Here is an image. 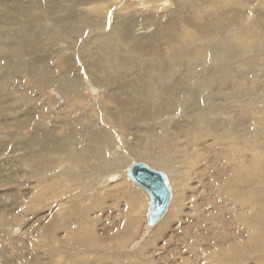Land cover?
Here are the masks:
<instances>
[{"label": "rangeland", "instance_id": "obj_1", "mask_svg": "<svg viewBox=\"0 0 264 264\" xmlns=\"http://www.w3.org/2000/svg\"><path fill=\"white\" fill-rule=\"evenodd\" d=\"M262 11L0 0V264H264ZM133 162L181 181L150 230Z\"/></svg>", "mask_w": 264, "mask_h": 264}, {"label": "water", "instance_id": "obj_2", "mask_svg": "<svg viewBox=\"0 0 264 264\" xmlns=\"http://www.w3.org/2000/svg\"><path fill=\"white\" fill-rule=\"evenodd\" d=\"M126 176L132 184H137L149 197L146 227L148 230L157 226L166 216L172 200V190L167 178L162 172L156 171L146 163L133 162ZM119 176L113 175L110 181H116Z\"/></svg>", "mask_w": 264, "mask_h": 264}, {"label": "bare ground", "instance_id": "obj_3", "mask_svg": "<svg viewBox=\"0 0 264 264\" xmlns=\"http://www.w3.org/2000/svg\"><path fill=\"white\" fill-rule=\"evenodd\" d=\"M206 1V0H205ZM94 2V1H93ZM102 2H106V0H102ZM250 2V1H249ZM45 3V2H44ZM95 3H97V2H95ZM95 3H93V4H95ZM165 5L166 4H162L160 7H165ZM121 7V6H120ZM227 8V7H226ZM224 10V9H223ZM251 10V9H250ZM101 9H100V7L99 8H95L92 12L93 13H95L96 15H94L93 14V16L94 17H97V16H99L98 14H101ZM249 11V10H248ZM91 12V11H90ZM92 12H91V14H92ZM103 12V11H102ZM167 12V11H166ZM252 12V11H251ZM119 13V12H118ZM261 13V16H263V18L262 19H264V11H262V12H260ZM121 14V13H120ZM167 14V13H166ZM178 13L177 12H174L172 15H171V13H168L167 14V16H168V18H169V20L171 21V22H169V24L168 25H171L170 23H175V19H177V17H175L176 15H177ZM235 14V13H234ZM253 14V13H252ZM256 14V13H255ZM259 14V13H258ZM258 14H256V15H258ZM153 16V15H152ZM234 17V16H233ZM257 17V16H256ZM160 17L158 16V18H157V20L159 19ZM239 17H236V18H234V21H236L237 19H238ZM256 21H258V20H256ZM258 23V22H257ZM262 25H264V23H262ZM241 30V29H240ZM177 34V33H176ZM158 54V53H157ZM99 108V107H98ZM99 110V109H98ZM134 117V116H133ZM113 132V131H112ZM53 133V132H52ZM70 134V133H69ZM76 134V133H75ZM102 134V133H101ZM50 135H51V133H47V135H45V139H43V141H45L46 140V142H48V141H50L51 140V137H50ZM52 137H53V135H51ZM34 139L35 140H37V137H34ZM102 139V138H101ZM53 140H54V138H53ZM55 141V140H54ZM104 141V140H103ZM38 142V141H37ZM48 144V143H47ZM46 144V145H47ZM86 145V144H85ZM66 147H68V145L66 146ZM130 166H129V168L127 169V172H129V170H130ZM156 171H158V170H156ZM159 172H161V171H159ZM62 173H63V171H62ZM163 173V172H162ZM164 174V173H163ZM179 175V174H178ZM164 176L167 178V181H168V183H169V185H170V187L172 186L174 189H177L178 188V186H181V181H179V183L177 182L178 181V178H176L177 177V175H176V177H174V178H168L165 174H164ZM134 185H136L137 186V184H134ZM137 187H139V186H137ZM172 187H171V190H172ZM140 188V187H139ZM235 191H236V189H235ZM234 191V192H235ZM258 192V191H257ZM183 193V192H182ZM242 193V192H241ZM251 193V192H250ZM259 193V192H258ZM263 193V192H262ZM173 194V193H172ZM255 194V193H254ZM252 195V194H251ZM250 195V196H251ZM260 195H262V194H260ZM79 196V195H78ZM113 196H115V195H113ZM73 197H77V196H70V200H71V205H74L75 203H77L78 201H76V199L74 198L73 199ZM247 198V197H246ZM178 199V198H177ZM243 199V198H242ZM252 199V198H251ZM250 199V200H251ZM242 201V203H240V204H243V200H241ZM252 201V200H251ZM233 202V201H232ZM246 202H247V199H246ZM66 203V202H65ZM251 203V202H250ZM239 205V204H238ZM257 205V204H256ZM233 206V205H232ZM255 206V205H254ZM254 206L252 207L251 206V204L250 205H247V204H245V205H242V213H243V215H245V220H247L248 222H250V223H252V219H251V217H252V214H253V212H254ZM148 209H149V207H148ZM54 210V209H53ZM59 210H61V208H59V209H56L54 212H51V213H55L56 211H57V214H61L60 213V211ZM148 213V212H147ZM168 214V213H167ZM238 214V213H237ZM32 215H35V214H32ZM32 215H31V217H32ZM48 215H50L49 213H48ZM30 216V215H29ZM24 217L25 219H27V220H29V221H31V217ZM43 216V215H42ZM42 216H35L34 218H32V220L34 221V220H36V219H38V220H40V218L42 217ZM44 217V216H43ZM46 217V216H45ZM49 218V217H48ZM58 218V217H57ZM56 218V219H57ZM243 219V220H244ZM163 220V219H162ZM161 220V221H162ZM55 221V220H54ZM32 222V221H31ZM35 222V221H34ZM160 223V222H159ZM158 223V224H159ZM44 224V223H43ZM126 227L124 228V229H121V230H118V232L116 233V234H118V235H116V236H114V238H117L118 237V239H122V240H124L125 238H127L128 236H125V235H127V231H128V229L131 231V229L133 228L132 226H131V224L130 223H128L127 225H125ZM30 227V226H29ZM37 227V226H36ZM31 228V227H30ZM26 229V228H25ZM263 230V229H262ZM31 231H34V229H32L31 228ZM39 231H40V229H39ZM45 231V230H44ZM245 231V230H244ZM246 231H247V235H246V238L245 239H247V237H249V240H247L246 242H247V244H244V245H238V246H234L233 247V249H229V247L228 246H225V248H226V250H227V255H229V254H231V253H233V252H239V249L240 248H242L243 249V251L242 252H240V253H242V254H246L247 252H248V250H249V246L250 245H252L251 243V239L253 238V234H254V231H253V229H251L250 228V226L248 227H246ZM19 229H16V234H19ZM36 234V233H35ZM45 234V233H44ZM256 234V233H255ZM99 235V234H98ZM21 236V235H20ZM125 236V237H124ZM258 240V239H257ZM242 241H244V240H242ZM245 242V243H246ZM235 244V243H234ZM254 245V244H253ZM245 246H247V248H245ZM258 250V249H257ZM206 251H209V249L208 250H206ZM260 251V250H259ZM229 259V258H228Z\"/></svg>", "mask_w": 264, "mask_h": 264}]
</instances>
